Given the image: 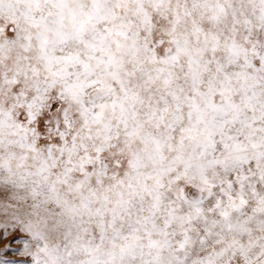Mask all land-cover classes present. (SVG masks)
<instances>
[{"label": "snow or ice", "instance_id": "1", "mask_svg": "<svg viewBox=\"0 0 264 264\" xmlns=\"http://www.w3.org/2000/svg\"><path fill=\"white\" fill-rule=\"evenodd\" d=\"M9 236L25 264H264V0H0Z\"/></svg>", "mask_w": 264, "mask_h": 264}, {"label": "rangeland", "instance_id": "2", "mask_svg": "<svg viewBox=\"0 0 264 264\" xmlns=\"http://www.w3.org/2000/svg\"><path fill=\"white\" fill-rule=\"evenodd\" d=\"M14 235L19 236V233ZM21 249L22 240H14L12 236L0 241V264H6V262L25 264L28 258L20 255Z\"/></svg>", "mask_w": 264, "mask_h": 264}]
</instances>
